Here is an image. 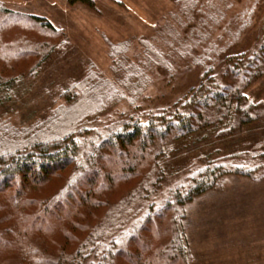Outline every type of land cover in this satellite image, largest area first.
I'll use <instances>...</instances> for the list:
<instances>
[{
    "label": "rangeland",
    "instance_id": "obj_1",
    "mask_svg": "<svg viewBox=\"0 0 264 264\" xmlns=\"http://www.w3.org/2000/svg\"><path fill=\"white\" fill-rule=\"evenodd\" d=\"M94 2L90 7L68 0H0V5L10 10L43 16L58 29L52 34L58 35L54 38L58 45L46 56L37 75L24 78L10 96L0 95V137L5 131L24 134L54 117L65 103L64 91L87 77L99 85L100 92H106L101 99L102 109L88 119L89 127L94 129L88 141H99L130 115L146 118L149 112L174 107L199 86L207 71L217 77L221 88L246 84L244 104L253 117L249 123L237 119L232 123L234 128L221 125L197 131L176 142L163 162L169 172L183 171L203 160H218L229 168L252 171L253 176L226 173L213 188L194 197L185 205L181 228L189 249L187 264H264V166L256 164L264 155V73L248 81L250 76L245 77V71L237 76L234 66L240 60L253 59L259 50L264 53V0ZM22 31L16 28L14 33ZM30 58L38 63L37 57ZM253 157L259 160H249ZM111 159L115 160L114 155ZM72 170L45 183L29 184L27 195L43 199L53 194L76 171ZM136 180L96 186V198L110 196L115 206L107 212L106 208L99 209L93 219L86 216L91 210L89 198L75 194L77 201L61 203L60 210L49 211L40 233L58 250L64 245V231L72 223L85 217L101 222L105 214V227L100 231L104 229L105 233L121 217L126 219L121 225L125 233L147 210L138 202L129 207L124 197ZM169 186L160 188L156 206L170 196ZM74 187L79 188V182ZM14 190L1 191L9 194ZM81 191L86 192V188ZM33 201L28 204L29 211L36 209ZM159 222L154 224L153 232H144L151 241L143 240L145 255L153 256L166 241L156 228L162 229L165 223ZM73 244L71 241L67 246L72 245L73 250ZM136 250L133 245L131 252ZM0 258L16 260L15 254L6 250L0 251ZM117 262L129 264L121 257Z\"/></svg>",
    "mask_w": 264,
    "mask_h": 264
},
{
    "label": "trees",
    "instance_id": "obj_2",
    "mask_svg": "<svg viewBox=\"0 0 264 264\" xmlns=\"http://www.w3.org/2000/svg\"><path fill=\"white\" fill-rule=\"evenodd\" d=\"M68 2L90 7L95 4L94 0ZM16 28L23 31L14 33ZM57 31L43 16L22 14L0 5V95L10 96L24 78L37 75L46 56L58 45L54 39L58 35H52ZM261 52H256L253 59L249 57L234 65L238 69L237 76L245 71L243 75L250 76L248 81H252L263 74L264 53ZM30 57H37L38 63ZM210 72L207 71L199 86L174 107L149 112L146 118L130 115L112 126L99 141L87 140L94 131L88 119L102 109L101 99L106 92H100L91 77L64 91L65 103L58 107L54 117L27 129L24 134L5 131L0 137V251L14 253L16 260H0V264H84V261L85 264H118V257L129 264H187L189 249L181 228L185 205L213 188L226 173L253 174L238 167L229 168L218 160H203L205 163L190 164L183 171L173 172L164 165L163 160L173 151L176 142L209 127L234 128L232 123L237 119L249 123L253 118L244 104L246 84L221 88L217 77ZM112 155L115 160L111 159ZM261 155L260 161L256 160L259 168L264 166V155ZM254 158L249 160L255 161ZM72 169L76 171L53 194L43 199H30L27 195L29 184L45 183ZM131 179L136 183L131 191L124 193L126 202L129 207L132 202L141 203L147 210L125 233L122 228L126 219L120 216L105 233L104 229L100 231L105 227L106 214L101 222L85 217L72 223L70 229L64 231V245L58 250L40 233L46 226L49 211L60 210L61 203L69 205L77 201L75 194H80L81 199L89 198L91 210L86 216L91 215V219L102 209L106 208L107 212L115 206L114 199L110 196L104 200L96 198L99 189L95 187H108ZM78 182L80 187H74ZM166 183L171 185L170 196L156 206L160 188ZM82 187L86 188L85 193ZM2 189L15 190L2 194ZM30 200L36 204L34 211L28 209ZM158 221L167 223L162 229L156 227L159 237L166 236V241L157 247L153 256H148L143 254V240L151 241L144 232H153ZM71 241L76 244L73 250L72 245L67 246ZM133 245L139 249L135 253L131 252Z\"/></svg>",
    "mask_w": 264,
    "mask_h": 264
}]
</instances>
